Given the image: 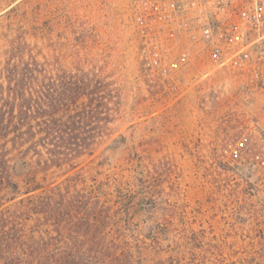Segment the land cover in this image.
I'll use <instances>...</instances> for the list:
<instances>
[{"label":"rangeland","instance_id":"374dc122","mask_svg":"<svg viewBox=\"0 0 264 264\" xmlns=\"http://www.w3.org/2000/svg\"><path fill=\"white\" fill-rule=\"evenodd\" d=\"M195 24L184 0H0V63L23 44L117 93L92 152L43 181L59 187V252L70 244L88 264H264L263 101L209 65Z\"/></svg>","mask_w":264,"mask_h":264},{"label":"trees","instance_id":"16d2710c","mask_svg":"<svg viewBox=\"0 0 264 264\" xmlns=\"http://www.w3.org/2000/svg\"><path fill=\"white\" fill-rule=\"evenodd\" d=\"M22 48L11 46L0 63V264H88L70 244L59 252V187L43 181L92 152L117 93L101 74ZM93 198L87 225L96 235L104 220Z\"/></svg>","mask_w":264,"mask_h":264},{"label":"built area","instance_id":"2783aa9c","mask_svg":"<svg viewBox=\"0 0 264 264\" xmlns=\"http://www.w3.org/2000/svg\"><path fill=\"white\" fill-rule=\"evenodd\" d=\"M184 1L196 23L190 37L206 48L209 65L227 73L264 105V0ZM154 8L159 11L157 5ZM186 57L183 54L182 60Z\"/></svg>","mask_w":264,"mask_h":264}]
</instances>
